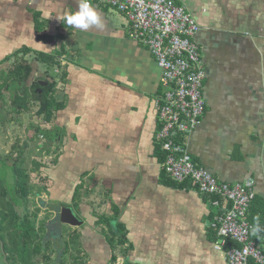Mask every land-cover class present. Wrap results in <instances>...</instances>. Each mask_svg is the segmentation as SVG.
Instances as JSON below:
<instances>
[{"label":"crops","instance_id":"crops-1","mask_svg":"<svg viewBox=\"0 0 264 264\" xmlns=\"http://www.w3.org/2000/svg\"><path fill=\"white\" fill-rule=\"evenodd\" d=\"M175 3L199 26L193 41L205 68V111L183 143L194 164L219 182L252 186L247 220L252 226L259 216L264 227V0ZM94 9L102 27L82 31L57 19L77 11V0H0V74L26 61L39 76L48 66L36 61L40 54L56 58L64 73L52 95L60 108L50 123L33 115L29 122L20 120L6 90L0 97L9 119L0 120V145H11L1 163L10 159L15 168L28 160L30 142L43 143L40 152L49 161H31L33 167L23 169L30 193L26 202L15 198L18 215L32 214L36 205L39 215L48 211L56 219L57 207L70 208L80 225L58 228L65 238L56 246L76 258L71 264H109L113 255L116 264H227L224 252L214 249L224 203L214 207L189 182L177 184L163 172L154 139L159 67L130 38L124 14ZM39 128L58 135L57 154L54 147L47 153ZM33 175L44 184L36 195L42 207L30 206ZM10 200L0 194L4 205ZM108 221L119 232L114 251ZM252 238L264 250V232Z\"/></svg>","mask_w":264,"mask_h":264},{"label":"built area","instance_id":"built-area-1","mask_svg":"<svg viewBox=\"0 0 264 264\" xmlns=\"http://www.w3.org/2000/svg\"><path fill=\"white\" fill-rule=\"evenodd\" d=\"M125 15L130 38L149 50L161 71V93L154 98L158 120L155 143L163 154L162 169L173 182H189L196 191L223 202L215 227L214 249L227 264H264V250L253 240L247 220L253 189L250 184L219 182L192 161L183 139L205 111L202 83L205 68L193 41L199 26L175 0H91ZM234 245L225 249L227 245Z\"/></svg>","mask_w":264,"mask_h":264},{"label":"trees","instance_id":"trees-1","mask_svg":"<svg viewBox=\"0 0 264 264\" xmlns=\"http://www.w3.org/2000/svg\"><path fill=\"white\" fill-rule=\"evenodd\" d=\"M36 61L41 64H47L48 68L53 72V70H57L58 73H55V75L51 76V82L49 85L44 88L43 91V97L36 100L34 104L31 103V97L29 96L28 92L25 90L21 95L18 94L19 90V84L23 83L32 74V67L30 64L26 61H23L19 64L12 65L11 68L8 70V74L5 72H2L0 74V79L2 77H6V81L2 83V91L0 92V97L2 98V92L3 90H6V93H8V97L10 98V104L13 107L12 112H14L13 115L20 116V115H26L29 114L32 108H35V111L33 114H30V116L34 117H40L42 119V122L44 124L50 123L53 119L54 113L60 108V105L56 103L52 99V95L56 89V86L59 81L64 76V73L60 71L61 65L59 64L58 60L56 58L51 56H46L43 54H40ZM60 79V80H58ZM14 91V93H13ZM37 133L40 134L45 140V147L47 149V153L52 150V147H54V155L57 154L59 151V145L57 144L58 135L54 134L51 135V130L46 129H37ZM157 150L160 151L158 144ZM40 165L36 164V169H39ZM16 194L18 195V199L21 200V202H26L27 198L30 193L29 186V177L28 174L25 173L24 170H19L16 175ZM79 189L77 188L75 192V201L78 197ZM0 244L2 250L8 254V259L10 260L11 264H32L30 263L31 256L36 257L39 256L42 252V250L48 251L50 250L48 245L44 247L41 243V237L38 232H35V226H34V220L31 221V218H35L37 214L40 212L39 209L34 210V213L30 214H23L22 216H19L16 210V205H19V201L15 199H11L8 203H15L14 206L10 205H4L3 202H0ZM74 203V202H73ZM6 206V207H5ZM57 216L56 221L58 222V213H59V207L56 208ZM111 221V220H110ZM110 221H108L109 226V235H108V243L111 247V250L114 251L116 249V246L119 244L116 242L115 239L118 240V237L116 238V234L118 232L117 226L114 227L110 224ZM44 226V225H43ZM41 226L40 229L43 227ZM43 230V229H42ZM40 231V233L42 232ZM58 237L56 240L61 239L60 233L57 235ZM54 237H56L54 235ZM123 237V235H122ZM40 243H39V241ZM19 246L16 247V244ZM123 242V241H122ZM121 243V242H120ZM38 244V245H37ZM234 245H227L226 250L229 249ZM13 248H20L22 252L15 251ZM61 248V247H60ZM51 251V250H50ZM58 253V260L59 264L63 263V256L66 253V250L63 251L59 250ZM29 252V253H25ZM52 252H55L53 250ZM47 254H42L40 256L41 261H44L47 259ZM116 263V256L113 255L111 257L109 264H115Z\"/></svg>","mask_w":264,"mask_h":264},{"label":"rangeland","instance_id":"rangeland-1","mask_svg":"<svg viewBox=\"0 0 264 264\" xmlns=\"http://www.w3.org/2000/svg\"><path fill=\"white\" fill-rule=\"evenodd\" d=\"M2 81L5 82L6 81V78L2 77ZM13 93H14V91H13ZM0 103H1V100H0ZM6 104L8 105L9 104V101H7ZM0 107H2V106H0ZM3 107H5L7 110H11L9 108L10 105H9V107L8 106H3ZM33 110H35V108H32L31 111H30V113L28 115L33 114ZM3 113H4V111L0 108V118H1L0 120H4L2 118H5V119L8 118V114L4 113V115L2 116ZM12 114H14V112H12ZM22 119L23 120L25 119V121L29 122L30 121L29 119H32L33 120L34 118H32L31 116L21 115L20 116V120H22ZM7 120H9V119H7ZM0 139H3L2 136H1V134H0ZM42 144L43 143H39L38 142V143H36V146H35V143L34 142H30V146L33 148L32 155L31 154H27V156H28L29 159L26 160V161H24L23 163H18V165H16L15 168H12L13 162H11L10 159L5 164L4 163H1V161H0V180H1V184H0V194L2 192H5L6 194L9 195V198H11V199H15L17 197V194H16L17 191H16V186H15V178H14L15 175H14V173L17 175V173H18V171L20 169L21 170H23L24 168L27 169V170L31 169L33 167L31 165V163H30L31 161L32 162L34 161V162H37V163L39 162V163H42L43 165H46L47 166V163H49V161H44V159L42 158L44 155H42V152H40L41 151L40 149L43 148V145ZM3 147L0 145V152H1L0 153L1 154L0 157L3 160H5L6 157L4 155L7 152L5 150V148L7 147V149L10 150L11 145L10 144L7 145V146L4 145ZM34 148L38 149V152L35 153ZM27 161H29V162H27ZM30 183L33 185L32 186V189L34 188V185L36 186V189L33 190L32 194H31L32 196H30V198H31L32 201H30V199H29V202H31V205L30 206L32 208L33 203H37V206L40 205V207H42L43 205H41L40 202H39V201H41V199H39V197H36V195H37L38 191L44 186V184L42 182H40V181L35 180L34 175L31 176V182ZM38 188H40V189L38 190ZM44 200H47V199L44 198ZM38 203H39V205H38ZM43 203L45 204V202H43ZM1 204L2 203H0V207H1ZM14 204L15 203H5V205H10L12 207L14 206ZM33 206H35V207H33L32 211L36 208V205H33ZM52 215H53L52 213H47V211H41V213L39 215V221L42 220V219H44V218H46V217H47V219H49V218H51ZM35 228H38V225L37 224L35 225ZM51 234L52 235H50L51 236L50 239L47 238V240L50 241V244H48V247H49V249L51 251L50 250H48V251L42 250L43 253H41L39 256H36V257L31 256L30 263L31 262H32V264H57L58 263V260H57L58 254L57 253H59L60 251L57 248L56 244H57V242H59V243H60V241L62 242L63 238H65V237H62L61 236L62 239L56 240V239H53L52 238L55 235V233H51ZM56 235H58L57 232H56ZM39 243H40V241H39ZM45 243H47V242H45ZM18 246H19V242H18V244H16V247H18ZM76 246H78V245H76ZM13 250L22 252V250L20 248H13ZM53 250H55L56 252H52ZM25 253H29V252H25ZM42 254H47V256H48V258L45 259L44 261H41V259H40V256ZM5 258H8V254H6L2 250L1 244H0V264H11L10 263V260L8 262H6ZM63 259H64V264H71V262L73 261L74 258H71L69 256H66V254H65L64 257H63Z\"/></svg>","mask_w":264,"mask_h":264},{"label":"flooded vegetation","instance_id":"flooded-vegetation-1","mask_svg":"<svg viewBox=\"0 0 264 264\" xmlns=\"http://www.w3.org/2000/svg\"><path fill=\"white\" fill-rule=\"evenodd\" d=\"M47 67L45 70L43 69L44 71H41V73L38 74L39 76L36 75V77L34 78L33 73H32L31 76L29 77V79H27L23 83L19 84L18 94L22 96L23 92L26 90L28 92L29 96L31 97L30 101L32 104H34L36 102V100L43 97L44 88H46L49 85V83L51 82L52 71L50 69H47ZM10 106H11V104H10ZM65 207H67V206H65ZM32 213H34V211ZM33 220H34V226L36 224L38 225V228H35L36 229L35 232H38L39 235L41 236V238H42L41 242H42V245H44V247L46 245L50 244V241H48L47 238L50 239V237H51L50 235H52L51 233H55V236H56L57 231H62V230L58 229L63 225L59 221V217H58V222L56 221L57 219H54V218L53 219L52 218L47 219V217L39 221V213H38L35 218H31V221H33ZM41 226H43V227L40 229ZM62 227H64V226H62ZM41 230H42V232L40 233ZM52 238L56 239V237H54V236ZM45 242H47V243H45ZM57 243H59V242H57ZM62 243L63 242L60 241L61 245H62ZM61 248H63V247H61ZM58 249H60V248H58ZM5 260H6V262L9 261L8 258H5ZM57 260H58V257H57ZM74 261H76V258L73 259V262ZM58 262H59V260H58Z\"/></svg>","mask_w":264,"mask_h":264},{"label":"clouds","instance_id":"clouds-1","mask_svg":"<svg viewBox=\"0 0 264 264\" xmlns=\"http://www.w3.org/2000/svg\"><path fill=\"white\" fill-rule=\"evenodd\" d=\"M78 10L71 13H65L62 17H57L63 24L69 28H75L86 31L92 26L102 27L100 16L91 4V0H77ZM264 232L261 227L259 216L254 218V224L251 226L253 236L259 237Z\"/></svg>","mask_w":264,"mask_h":264},{"label":"water","instance_id":"water-1","mask_svg":"<svg viewBox=\"0 0 264 264\" xmlns=\"http://www.w3.org/2000/svg\"><path fill=\"white\" fill-rule=\"evenodd\" d=\"M58 216H59V221L62 224L71 225V226L80 225V222L76 219L75 215L73 214L70 208L61 207L59 209Z\"/></svg>","mask_w":264,"mask_h":264}]
</instances>
